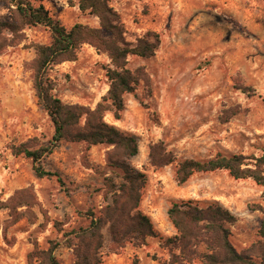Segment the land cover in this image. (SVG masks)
<instances>
[{"label":"rangeland","instance_id":"rangeland-1","mask_svg":"<svg viewBox=\"0 0 264 264\" xmlns=\"http://www.w3.org/2000/svg\"><path fill=\"white\" fill-rule=\"evenodd\" d=\"M43 4L67 28L76 23L99 26L81 11L79 0H32ZM128 39L154 31L160 45L150 58L130 56L128 67H144L150 77L135 93L124 95L121 118L105 121L137 136L139 153L130 162L147 176L140 208L150 216L157 237L144 246L127 244L119 253L103 250L101 264H168L164 246L176 230L167 210L172 202L217 201L237 218L229 225L238 251L260 239L264 220V184L236 179L226 170L194 173L179 184L175 163L155 167L150 145L162 142L178 160L208 159L218 152L264 154V0H110ZM0 3V22L9 21ZM9 37L8 30L2 37ZM49 30L28 26L22 39L0 52V264H42L40 252L57 245L60 264H74L67 232L87 226L83 214H97L110 196L104 178L120 181L107 166L104 144L85 149L83 142L62 140L41 160L59 177H37L33 161L11 147L47 145L54 125L38 103L33 87V44H48ZM110 60L84 44L74 61L49 71L53 93L68 104L94 108L109 89ZM107 196V198H106ZM35 251V252H34ZM33 252V253H32ZM32 253V254H31ZM31 254V255H30ZM187 264H202L200 261Z\"/></svg>","mask_w":264,"mask_h":264},{"label":"trees","instance_id":"trees-1","mask_svg":"<svg viewBox=\"0 0 264 264\" xmlns=\"http://www.w3.org/2000/svg\"><path fill=\"white\" fill-rule=\"evenodd\" d=\"M0 3L10 12V20L0 22V52L8 45L20 42L25 27L42 25L50 33L48 44H33L35 57L31 61V69L38 103L49 115L54 133L47 145L30 149L26 143H20L11 147L12 152L31 158L37 177L51 178L59 176L45 170L41 160L50 155L62 140L83 142L86 150L93 145L104 144L110 147L105 153L107 166L120 171L119 182L112 176L104 178L105 194L110 196V200L98 214L88 210L83 215L89 219V224L65 234L75 239V242L67 239L76 258L74 264H101L104 249L119 253L129 243L146 245L147 239L157 237L158 232L150 216L140 208L147 176L130 162L139 153L138 138L108 123L104 117L106 112H111L120 119L125 108L124 95L135 93L139 81L149 84L146 69L138 67L131 70L128 59L130 56L153 57L160 45L159 34L148 31L142 37L129 40L121 17L110 0H79L80 10L96 16L99 26L76 23L70 28L54 18L41 3L35 4L32 0H0ZM3 30H8L9 37H2ZM84 44L107 54L110 60L105 67L109 89L94 108L64 103L54 95L49 76L54 66L76 60ZM149 158L155 167L175 163L179 184L186 182L194 173L217 170H226L236 179L251 178L257 184H264V154L218 152L204 160H178L172 151L158 142L150 145ZM167 215L176 230L164 242L169 251L168 264H187L197 260L202 264H264V220L259 228L260 239L249 248L238 251L231 242L229 228L237 218L219 202L174 201ZM56 249L57 245L52 244L40 252L42 264H60Z\"/></svg>","mask_w":264,"mask_h":264}]
</instances>
